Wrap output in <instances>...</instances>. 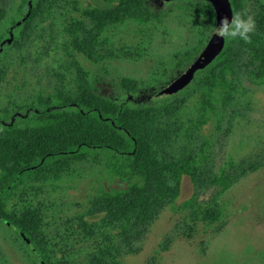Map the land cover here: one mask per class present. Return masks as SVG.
I'll use <instances>...</instances> for the list:
<instances>
[{
  "label": "trees",
  "instance_id": "1",
  "mask_svg": "<svg viewBox=\"0 0 264 264\" xmlns=\"http://www.w3.org/2000/svg\"><path fill=\"white\" fill-rule=\"evenodd\" d=\"M94 1L80 9V1L73 0L82 19L73 21L65 48L75 70V89L39 91L0 111V235L19 264H75L74 248L81 243L92 248L86 264H123L124 256L137 252V232L155 223L166 208L177 207L185 177L193 192L182 207L193 221L215 223L223 215L222 195L258 170L242 162L218 171L216 147L206 133L214 125L230 131L234 119L244 113L238 95L245 80L264 84V12L251 43L224 41L219 55L180 91L184 96L179 100L150 94L130 106L104 94L80 59L95 62L97 50L129 26L141 29L147 46L150 27L177 12L194 20L197 36L188 49L174 55L171 72H186L215 36L214 6L208 0H175L167 14H159L148 0ZM229 2L233 12H246L243 0ZM49 4L50 0H19L11 16L0 9V90L9 72L8 59L26 49L38 22L49 15ZM147 49L135 47L134 53L141 56ZM121 89L136 92L137 85L124 79ZM192 99L198 104L179 125L178 130L186 132L178 140L167 130L166 120L180 115ZM83 163L103 165L107 184L94 187L80 210L65 220L66 238L55 241L46 207L36 208L30 192L37 197ZM211 190V203L200 204ZM0 263L8 264L1 246Z\"/></svg>",
  "mask_w": 264,
  "mask_h": 264
},
{
  "label": "rangeland",
  "instance_id": "2",
  "mask_svg": "<svg viewBox=\"0 0 264 264\" xmlns=\"http://www.w3.org/2000/svg\"><path fill=\"white\" fill-rule=\"evenodd\" d=\"M79 1L80 9L86 8L89 2L96 4L94 0ZM173 1L148 0V4L153 12L167 14ZM243 1L246 13L255 19L257 28L264 12V0ZM18 7L19 0H0V9L7 11L9 16ZM76 19H82V12H79L73 0H50L49 15L38 22L26 49L19 55L12 54L8 59L9 72L0 90V111L13 100L20 103L39 91L49 93L56 87L71 91L75 89V70L70 64L65 45H69L71 39L68 30ZM193 22L185 15L169 13L163 22L150 27V44L147 46L143 42L148 38L139 27H125L114 34L113 40L97 50L95 62L80 60L101 85L104 94L115 101L135 106L150 94L168 92L204 57L216 36L188 71L178 74L171 72L175 66L174 55L188 49L197 38ZM135 47L148 49L138 56L134 53ZM124 79L136 83V92L121 89ZM243 85L238 101L244 113L234 119L230 131H221L214 125L206 134L211 138L210 144L216 147L218 171L226 169L230 163L238 165L242 162L247 167L254 165L258 170L249 172L222 195L219 207L223 215L215 223L193 221L190 212L182 207L193 192L190 179L185 177L177 207L166 208L155 223L137 232L134 237L137 252L124 256L123 264H264V84L247 79ZM182 89L168 97L179 100L184 96L180 92ZM197 104V100L192 99L183 107L180 115L175 113L168 116L167 130L178 140L186 132V129L179 131V125L186 123ZM177 117L181 119L180 122L176 121ZM103 169V165L99 164H78L62 182L47 187L37 197L33 192L29 193V200L34 202L36 208L46 207V221L55 241L58 237L66 238L65 220L80 210L94 187L107 184ZM213 195L214 190L207 192L201 197L200 204L207 206ZM57 232L60 236L55 235ZM1 236L0 246L6 252L8 264H19L16 255L6 251ZM74 250L75 264H86L92 248L81 243Z\"/></svg>",
  "mask_w": 264,
  "mask_h": 264
},
{
  "label": "water",
  "instance_id": "3",
  "mask_svg": "<svg viewBox=\"0 0 264 264\" xmlns=\"http://www.w3.org/2000/svg\"><path fill=\"white\" fill-rule=\"evenodd\" d=\"M214 6L216 17H217V24L219 20L224 16L229 17L231 20L233 10L229 0H208ZM224 46L223 39L216 37L212 43L208 46L205 51L204 57L196 63L189 71L188 75H186L182 80H180L173 88H171L168 92L162 94V97H168L169 95L173 94L174 92L184 88L191 77L194 75L195 72L203 69L206 67L213 59L221 52ZM44 264V263H43Z\"/></svg>",
  "mask_w": 264,
  "mask_h": 264
},
{
  "label": "clouds",
  "instance_id": "4",
  "mask_svg": "<svg viewBox=\"0 0 264 264\" xmlns=\"http://www.w3.org/2000/svg\"><path fill=\"white\" fill-rule=\"evenodd\" d=\"M256 28L255 19L246 12H233L231 20L224 16L213 29L216 37L224 41L238 40L251 43V36Z\"/></svg>",
  "mask_w": 264,
  "mask_h": 264
}]
</instances>
